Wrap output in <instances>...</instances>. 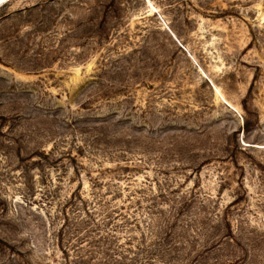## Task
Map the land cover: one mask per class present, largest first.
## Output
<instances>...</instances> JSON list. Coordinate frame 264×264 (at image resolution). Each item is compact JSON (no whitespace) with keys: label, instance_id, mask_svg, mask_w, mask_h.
Segmentation results:
<instances>
[{"label":"rangeland","instance_id":"374dc122","mask_svg":"<svg viewBox=\"0 0 264 264\" xmlns=\"http://www.w3.org/2000/svg\"><path fill=\"white\" fill-rule=\"evenodd\" d=\"M0 264H264V0L0 4Z\"/></svg>","mask_w":264,"mask_h":264},{"label":"bare ground","instance_id":"6f19581e","mask_svg":"<svg viewBox=\"0 0 264 264\" xmlns=\"http://www.w3.org/2000/svg\"><path fill=\"white\" fill-rule=\"evenodd\" d=\"M8 1H11V0H0V4L6 3Z\"/></svg>","mask_w":264,"mask_h":264},{"label":"trees","instance_id":"16d2710c","mask_svg":"<svg viewBox=\"0 0 264 264\" xmlns=\"http://www.w3.org/2000/svg\"><path fill=\"white\" fill-rule=\"evenodd\" d=\"M247 124H248V122L246 121L244 125L247 126Z\"/></svg>","mask_w":264,"mask_h":264}]
</instances>
